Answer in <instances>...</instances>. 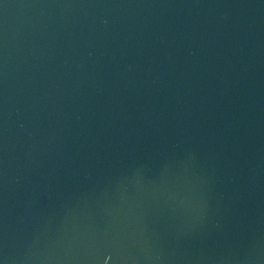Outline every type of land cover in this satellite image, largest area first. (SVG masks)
Masks as SVG:
<instances>
[{
	"label": "water",
	"instance_id": "water-1",
	"mask_svg": "<svg viewBox=\"0 0 264 264\" xmlns=\"http://www.w3.org/2000/svg\"><path fill=\"white\" fill-rule=\"evenodd\" d=\"M0 264H264V0H0Z\"/></svg>",
	"mask_w": 264,
	"mask_h": 264
}]
</instances>
